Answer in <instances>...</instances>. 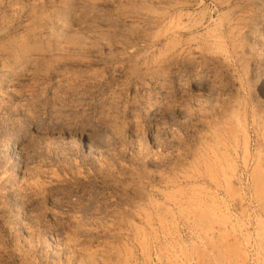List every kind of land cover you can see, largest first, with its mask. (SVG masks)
<instances>
[{
  "label": "rangeland",
  "instance_id": "rangeland-1",
  "mask_svg": "<svg viewBox=\"0 0 264 264\" xmlns=\"http://www.w3.org/2000/svg\"><path fill=\"white\" fill-rule=\"evenodd\" d=\"M0 264H264V0H0Z\"/></svg>",
  "mask_w": 264,
  "mask_h": 264
}]
</instances>
